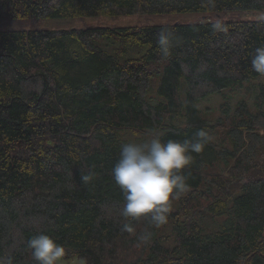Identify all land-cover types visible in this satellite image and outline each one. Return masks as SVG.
<instances>
[{
	"label": "trees",
	"instance_id": "1",
	"mask_svg": "<svg viewBox=\"0 0 264 264\" xmlns=\"http://www.w3.org/2000/svg\"><path fill=\"white\" fill-rule=\"evenodd\" d=\"M232 11H264V0H0V264H37L28 240L40 234L81 264H264V113L230 115L225 102L210 122L199 108L264 75L251 65L264 20L221 19ZM184 13L203 17L36 28ZM200 130L208 142L182 170L188 189L167 223L124 217L112 177L121 146Z\"/></svg>",
	"mask_w": 264,
	"mask_h": 264
},
{
	"label": "clouds",
	"instance_id": "2",
	"mask_svg": "<svg viewBox=\"0 0 264 264\" xmlns=\"http://www.w3.org/2000/svg\"><path fill=\"white\" fill-rule=\"evenodd\" d=\"M217 29L220 25L215 26ZM165 38L161 37V43ZM252 69L264 74V46L256 49L251 61ZM204 130L196 133L194 141L169 140L166 143L156 135L144 143H125L121 146L120 157L112 169L115 184L124 195V217L148 216L160 227L167 223L170 202L187 191L188 185L182 170L191 165V153H201L208 142ZM93 174L81 176L82 182H89ZM124 230L131 233L128 225ZM147 241L148 236L140 238ZM28 247L37 264H58L65 255V249L47 235L33 236Z\"/></svg>",
	"mask_w": 264,
	"mask_h": 264
},
{
	"label": "rangeland",
	"instance_id": "3",
	"mask_svg": "<svg viewBox=\"0 0 264 264\" xmlns=\"http://www.w3.org/2000/svg\"><path fill=\"white\" fill-rule=\"evenodd\" d=\"M226 16L221 19L229 21H249V20H264V11H232L227 12ZM202 15L198 13H184V14H164V15H137L128 17H98V18H84L59 20L55 21H41L36 25V28H88V27H108V28H133L143 25L156 26V25H173V24H187L197 23L202 20ZM229 91V90H227ZM225 91V92H227ZM224 92V93H225ZM264 92V75L257 79L244 83L241 88H237L235 91H229L226 93L223 99L221 96H210L203 99L199 103V108L202 111L203 116L210 122H216L221 117L220 105L228 102L229 110L228 114H233L235 109L242 105L243 111L246 113H256L257 111L264 113V100L260 105V97ZM230 99V100H229ZM229 100V101H228ZM223 124L226 126V132L222 134V137L229 143L227 131L232 126L227 119L223 120ZM264 135L263 131L259 132ZM264 157V155H262ZM58 264H81L77 259H62Z\"/></svg>",
	"mask_w": 264,
	"mask_h": 264
}]
</instances>
